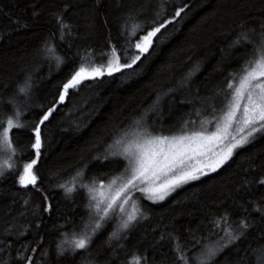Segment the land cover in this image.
Masks as SVG:
<instances>
[{
    "label": "trees",
    "instance_id": "16d2710c",
    "mask_svg": "<svg viewBox=\"0 0 264 264\" xmlns=\"http://www.w3.org/2000/svg\"><path fill=\"white\" fill-rule=\"evenodd\" d=\"M185 4V12L175 17ZM58 16L70 25L63 34ZM168 20L172 23L132 69L107 75L108 62H115L113 46L120 63H130L139 55L135 44L140 38ZM262 24L264 0H0V117L5 126L15 111L22 113L21 123L38 122L82 66L105 73L69 89L43 126L35 187L18 183L23 165L35 158L30 129L10 133L14 155L0 148V163L12 155L9 163L16 169L5 168L0 175V264H28L19 255L32 256L33 264H129L134 255H146L147 264H178L177 243L195 258L241 220L252 227L214 264H264V216L253 211L257 205L264 208V185L258 183L264 178V136L236 150L216 172L163 200L153 202L134 191L143 215L119 241L107 242L114 218L86 250L57 256V245L89 224L86 191L77 187L66 194L59 185L70 184L85 164L84 183L96 177L97 187L106 186L120 175L125 162L104 157L118 150L114 141L131 134L137 121L154 136L213 129L215 124L207 122L223 115L232 74L238 84L240 69L255 58ZM249 29L255 30L249 33L252 43L240 37L236 45ZM26 82L27 93L19 92ZM127 208L131 211L132 203Z\"/></svg>",
    "mask_w": 264,
    "mask_h": 264
},
{
    "label": "snow or ice",
    "instance_id": "6c2138e0",
    "mask_svg": "<svg viewBox=\"0 0 264 264\" xmlns=\"http://www.w3.org/2000/svg\"><path fill=\"white\" fill-rule=\"evenodd\" d=\"M187 8V4L177 8L175 17H181ZM57 22L62 34L65 29H70V25L64 23L62 16L57 17ZM170 23H172L171 20L165 21L142 36L140 41L135 44L139 55H135L130 63H120L121 58L116 55L118 50L113 46L112 53L115 56V62L111 60L108 62L107 75L112 76L114 73L132 69L133 65L149 52L154 43L153 38ZM250 32L254 33L255 30L249 29L240 33L235 44H240V37H243L246 43H252L249 39ZM132 35L135 36L136 33L133 32ZM260 37V42L255 48V58L247 60L240 69L242 75L239 77L238 84L236 83L237 74H232V78L227 82L224 94L226 104L221 109L223 115L219 119L207 122L209 125L215 124L214 131L192 132L191 135L179 137L154 136L144 128L140 121H137L136 128L131 134L125 132L120 139L114 141L118 150L110 151L104 157L106 160L109 156L118 158L116 163H119L120 160L125 162L123 172L112 177L107 186L101 182L97 187L96 177L92 178L91 184L83 182L82 178L87 176L85 171L88 167L87 164L77 170L75 176L71 178L70 184L59 185L66 194L73 193L77 187L86 191L89 224L85 225V230L78 235L73 233L71 241L65 239L61 244H58L57 256H64L69 251L75 255L78 250H86L94 237L105 227V224L114 218L117 223L107 242L119 241L134 222L143 215L133 201L131 194L134 191L138 190L142 194H147V199L153 202L163 200L176 188L216 172L233 157L236 150L243 149L258 137L264 136V24L261 25ZM48 51H52V49H48ZM124 53L127 58V48L124 49ZM57 60L61 62L59 57ZM104 74L101 68H93L89 72L82 66L63 85L57 104L64 102L69 89L78 87L85 79H95ZM29 87L30 85L26 82L19 92L27 93ZM57 104L48 108L39 117L38 122L21 123L22 113L20 111H15L14 115L8 116L6 126L4 118L0 117V129H2L0 131V148L15 154L14 141L10 135L14 130L30 129L29 140L31 141L34 137L31 149L35 151V158L23 165V171L18 177L21 187L26 188L29 185L35 187L38 183L39 176L34 169L39 163L44 147L42 128L56 111ZM18 139L17 137V141ZM111 148L112 145H109V149ZM194 155L200 160L198 166H192ZM11 159L12 155H9L8 160L0 163V175L4 174L5 168L16 170L14 165L9 163ZM93 159H99V157ZM78 181L79 183H77ZM258 183L264 185V178H261ZM105 187H107V192L104 191ZM129 203H132L131 211L127 208ZM49 210L50 208L44 209V211ZM253 211L264 216V208L258 205L254 206ZM223 220L222 217L221 222ZM251 227L252 224L248 220H241L235 228L225 229L224 235L216 244L203 246V250L195 258L188 255L186 250L177 243L175 250L178 253V264H192L193 260L195 264H214L216 256L243 238ZM195 244L201 245L202 242L197 240ZM32 251L36 252L37 249L33 248ZM44 255H47V252ZM18 259L26 260L28 264H33L34 261L32 256L19 255ZM2 264H7V262H2ZM129 264H147V256L134 255Z\"/></svg>",
    "mask_w": 264,
    "mask_h": 264
},
{
    "label": "rangeland",
    "instance_id": "374dc122",
    "mask_svg": "<svg viewBox=\"0 0 264 264\" xmlns=\"http://www.w3.org/2000/svg\"><path fill=\"white\" fill-rule=\"evenodd\" d=\"M215 130V126H214V128L213 129H211V131H214ZM200 131H203V130H199V131H195V132H200ZM192 133H188V134H181V135H175V136H177V137H179V136H184V135H191ZM168 137H172V136H168ZM192 166H198L199 164H200V160L199 159H197V158H195V155H194V157H193V159H192ZM107 186V185H106ZM183 186V185H182ZM181 187V186H180ZM179 188V187H178ZM178 188H176V189H178ZM175 189V190H176ZM175 190H173V191H175ZM104 191L105 192H107V187H105V189H104ZM173 191H171L170 193H172ZM169 195V194H168ZM167 195V196H168ZM166 197V196H165ZM158 201V200H157Z\"/></svg>",
    "mask_w": 264,
    "mask_h": 264
}]
</instances>
